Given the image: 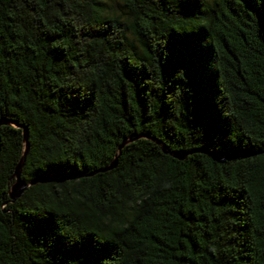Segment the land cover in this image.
I'll return each instance as SVG.
<instances>
[{"label":"trees","instance_id":"1","mask_svg":"<svg viewBox=\"0 0 264 264\" xmlns=\"http://www.w3.org/2000/svg\"><path fill=\"white\" fill-rule=\"evenodd\" d=\"M0 119V264H264V0H0Z\"/></svg>","mask_w":264,"mask_h":264},{"label":"water","instance_id":"2","mask_svg":"<svg viewBox=\"0 0 264 264\" xmlns=\"http://www.w3.org/2000/svg\"><path fill=\"white\" fill-rule=\"evenodd\" d=\"M12 126L14 128H19L22 130V141H23V154H22V158L21 160L19 161L16 169H15V172H14V175H13V178H14V183L12 184V186L10 187L9 189V192H8V196H9V199L11 200V202H15L16 200H18L22 194L27 190V188L29 186H32L34 185L36 182H30L28 184L24 183L21 181L20 179V171H21V168L23 166V163H24V160H25V156H26V153L28 151V148H29V144H28V130L26 127H22V126H19L15 123H11L9 122L8 120H5V119H0V127L1 126ZM140 136H137V135H133L131 137H129L127 140H124L123 143L121 144V146L119 147L118 149V155L121 151V149L123 148V146H125L126 144L128 143H131L137 139H139ZM159 145H161V151L163 154L165 155H169L170 157H172L173 159H176L178 161H183L187 156H188V153H185L184 151H178V152H171L167 147H165L164 145H162L161 143L158 142ZM195 153H206L210 156H212L208 151L204 150V149H200V150H196L194 151ZM215 161H218L217 158H214L212 157ZM116 162L117 160L115 159L111 164L110 166H108L107 168L105 169H102V170H99V172H107V171H110L112 169L115 168L116 166Z\"/></svg>","mask_w":264,"mask_h":264}]
</instances>
